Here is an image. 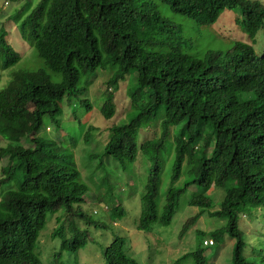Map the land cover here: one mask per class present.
Returning a JSON list of instances; mask_svg holds the SVG:
<instances>
[{"label":"trees","instance_id":"1","mask_svg":"<svg viewBox=\"0 0 264 264\" xmlns=\"http://www.w3.org/2000/svg\"><path fill=\"white\" fill-rule=\"evenodd\" d=\"M84 3L97 10L99 20L121 47L120 55L110 64V90H106L100 110L106 119L115 116L114 93L119 84L135 75L128 93L131 118L110 128V141L100 158L114 159L125 171L136 160L140 131L152 129L159 121L161 125L160 135L142 146L155 152V165L140 198L138 230L151 233L156 225H171L183 194L198 185L204 194L192 196L185 204L201 212L209 210L212 217L226 218L227 225L210 235L220 242L235 240L233 260L247 264L240 214L264 207V54L258 55L248 42L236 41L226 52L189 55L183 51L182 27L158 6L192 19L198 26H212L225 10L240 8L242 18L237 24L254 40L264 31V3L259 0H40L31 11L26 7L17 16L22 40L37 50L46 69L14 71L5 87L12 99L29 103L32 112L30 131L22 138L15 134L18 129L7 125L8 119L2 121L0 161L7 159V165L1 169L0 188L15 185L1 193L6 203L0 208V264H44L35 250L51 215L59 224L52 234L61 239L58 258L78 253L89 240L88 230L76 226L77 219L94 224L82 209L89 188L81 181L76 163L64 158L67 149L58 144L66 139L75 145L81 136L85 135L86 142L94 137L95 127L86 130L93 108L86 95L96 71ZM20 59L2 30L1 68L9 70ZM48 69L61 74L60 82L52 80ZM63 103L73 106L75 112L85 110L68 130L57 118L62 115ZM46 119L57 127V138L40 136ZM10 128L13 134L8 132ZM171 133L174 144L168 141ZM5 140L15 143L17 151ZM22 140L28 148L20 146ZM172 146L171 185L160 213L159 186L167 164L161 153L166 150L165 155L170 154ZM211 188L224 191L220 210L215 212L212 209L218 202L209 194ZM112 213L123 218L125 210L119 205ZM187 229L185 224L180 239ZM188 252L175 264L189 256L204 261L198 251ZM103 257L104 264H141L127 254L126 239L120 236Z\"/></svg>","mask_w":264,"mask_h":264},{"label":"rangeland","instance_id":"2","mask_svg":"<svg viewBox=\"0 0 264 264\" xmlns=\"http://www.w3.org/2000/svg\"><path fill=\"white\" fill-rule=\"evenodd\" d=\"M259 1L264 3V0ZM39 2L40 0H0V32L6 31L8 42L21 56L20 61L9 70H3L0 65V135L5 129L2 124L4 118L8 119L5 121L7 125L19 130L15 134H19L21 138L26 136L31 128V105L12 99L5 91V87L14 71L33 72L46 69V64L39 57L37 50L22 40L19 32L20 20H17V16L25 12L26 7L31 11ZM83 9L90 21L89 35L94 48L93 69L96 71L94 83L86 95L93 106L86 130L90 126L95 127L94 137L91 141L86 142L85 135L81 136L75 145L66 139L60 140L58 144L67 149L68 152L63 154L64 158L76 163L81 181L89 188L82 209L90 216L94 224L89 227L86 222L77 219L76 226L80 230H88L87 245L78 253H66L65 256L58 258L56 254L60 251L61 239L53 238L52 233L59 224L56 217L51 215L40 232L36 253L44 264H104L105 249L117 236H120L127 241L126 251L135 259L134 256H138L137 260L141 264H175L178 258H181L180 256L188 252L187 250L190 254L198 251L204 261L202 262L198 256H189L180 264H235L233 260L235 240L225 238L223 242L218 241L220 243L212 248L201 246V237L204 234L206 236L210 232L224 228L227 224L226 218L212 217L209 210L201 212L200 208L185 204L192 196L204 194L201 192L203 191L201 186L193 185L183 194L180 199V208L171 225H156L155 232L151 233L136 230V223L141 215L140 198L146 187L151 168L155 165V152L152 149L145 151L142 146L148 140H154V137L160 135L161 125L159 121L152 129L140 131L136 160L125 171L114 159L100 158L110 141V128L118 124H125L131 118L132 99L128 93L131 91L135 75L131 74L126 81L119 84L118 90L114 93L115 116L112 119H106L100 110L107 98L106 90H110L108 81L113 76L110 64L120 55L121 47L107 26L99 20L96 9L85 3ZM158 10L182 27L183 51L189 55L201 57L207 51L212 50L226 52L236 41L248 42L255 48L258 55L264 54V31L261 30L254 40L249 39L244 28L237 24V19L242 18L240 8L225 10L217 23L212 26H198L192 19L176 14L165 8L164 5H159ZM47 71L53 81L60 82L61 74L49 69ZM62 108V115L61 117L58 115L57 118L61 121V127L66 130L73 127L74 123L78 122V117L85 111L79 109L75 112L73 106L67 103H63ZM57 130L52 120L46 119L40 136L47 140L57 138ZM8 132L13 134L11 128ZM2 140L3 138L0 136V147L3 145ZM168 141L173 143L174 135L172 133ZM4 143H9L12 145L11 150L17 151L14 148L15 143L8 141ZM20 146L28 148L29 145L25 140H22ZM165 152L166 150L161 153L164 161L166 158L167 164L165 163V169L162 171L159 186L160 213L171 185L173 146L170 149V154L165 155ZM6 160L0 161V177L2 176L1 169L7 165ZM14 185L13 183L0 188V208L4 209L6 203V196H1L2 191L6 192ZM209 194L214 196L218 202L216 208L220 210V202L224 197L223 189L211 188ZM119 205L125 210L122 219H120L121 217L115 218L112 214L113 208ZM191 219H195V222H189ZM185 224L188 225V229L180 239L179 236ZM239 226L244 234L243 255L247 264H264V207L258 208L252 214L242 211ZM158 230L163 234H158ZM224 243L226 245L222 247L221 245Z\"/></svg>","mask_w":264,"mask_h":264},{"label":"clouds","instance_id":"3","mask_svg":"<svg viewBox=\"0 0 264 264\" xmlns=\"http://www.w3.org/2000/svg\"><path fill=\"white\" fill-rule=\"evenodd\" d=\"M218 206V204L212 209L213 210V212H215V211H217V207ZM219 210V209H218ZM113 214V213H112ZM114 215V217L115 218H118L115 214H113ZM120 219H122V218H120ZM92 220V219H91ZM93 221V220H92ZM85 222V221H84ZM227 225V224H226ZM88 226L89 227H92L93 225H89L88 224ZM136 230L138 231V228H137V223H136ZM53 234V233H52ZM202 238V242H201V246L203 247V248H212V247H216L218 244H219V242H218V237H216V236H212V235H210V233L209 234H207L206 236H205V234L203 235V237H201ZM206 239H214L215 240V243L213 244V245H209V246H207V245H205V240ZM127 242V241H126ZM127 252V254H129L128 253V251H126ZM130 255V254H129ZM131 256V255H130ZM134 257H136V259H138V256H134Z\"/></svg>","mask_w":264,"mask_h":264},{"label":"built area","instance_id":"4","mask_svg":"<svg viewBox=\"0 0 264 264\" xmlns=\"http://www.w3.org/2000/svg\"><path fill=\"white\" fill-rule=\"evenodd\" d=\"M204 243L207 246L213 245L215 243V240L214 239H206Z\"/></svg>","mask_w":264,"mask_h":264}]
</instances>
